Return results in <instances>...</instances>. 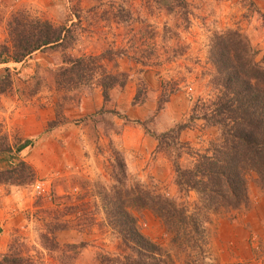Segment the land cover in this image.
<instances>
[{
  "label": "rangeland",
  "instance_id": "374dc122",
  "mask_svg": "<svg viewBox=\"0 0 264 264\" xmlns=\"http://www.w3.org/2000/svg\"><path fill=\"white\" fill-rule=\"evenodd\" d=\"M14 13L67 31L59 44L0 63V171L30 155L18 153L24 141H46L41 172L24 161L30 170L19 179L0 175V259L121 258L130 250L108 223L105 194L138 184L199 220L193 239L174 240L152 210H131L170 264H264V190L255 171L245 174L239 207L198 209V192L179 189L172 162L192 168L221 143L220 127L203 119L224 89L212 62L215 36L236 30L264 66V0H0V45L10 44ZM79 57L85 62L70 71ZM36 182L47 191L35 192Z\"/></svg>",
  "mask_w": 264,
  "mask_h": 264
},
{
  "label": "trees",
  "instance_id": "16d2710c",
  "mask_svg": "<svg viewBox=\"0 0 264 264\" xmlns=\"http://www.w3.org/2000/svg\"><path fill=\"white\" fill-rule=\"evenodd\" d=\"M160 1L167 3L168 0ZM66 31L64 26H54L48 20L30 19L24 14L14 13L8 21L10 44L0 45V63L21 61L37 49L59 44L64 40ZM215 40L212 51L217 60L212 62L222 76L219 82L224 89L214 100L210 111L203 114V119L220 127L222 141L213 154L199 155L192 168H181L176 158L172 162L179 189H195L198 192V209H233L247 201L245 174L248 170L255 171L264 190V66L256 62V50L236 30L219 33ZM70 62L69 70L72 71L85 60L79 57ZM106 77L115 78L114 74ZM110 84H102L104 95ZM184 125L177 126V130ZM27 144L28 141H24L17 150ZM27 169L30 170V166L19 161L16 166L0 171V175L10 173L11 177L19 179L23 170ZM30 178L33 176L30 175ZM116 180L120 182L121 178ZM105 196L111 199L108 223L130 250L121 258H104L106 264L171 263L169 254H164L160 245L139 230L132 209L152 210L174 240L193 239L198 232V218L188 214L175 199L145 186L117 187L112 197L110 194ZM0 264L34 263L29 256L10 252L2 256Z\"/></svg>",
  "mask_w": 264,
  "mask_h": 264
},
{
  "label": "crops",
  "instance_id": "0c3cea01",
  "mask_svg": "<svg viewBox=\"0 0 264 264\" xmlns=\"http://www.w3.org/2000/svg\"><path fill=\"white\" fill-rule=\"evenodd\" d=\"M46 136H43V137H40V138H45ZM49 138V137H48ZM48 140V139H46ZM44 140L42 139H39L38 141H36L35 145L31 146V142L28 141V144L23 148L21 149L20 151H18V153H23L24 151H28V150H31L30 151V155H26L24 157H21V159H23L24 161H27L29 162L31 165L33 164L34 165V168L36 169L37 172H41L40 171V168L42 167V165L40 164L41 163V159H39L38 157H42L43 158V154L44 152L43 151V147L46 143L43 144ZM129 145V144H128ZM49 155V149H48V154Z\"/></svg>",
  "mask_w": 264,
  "mask_h": 264
},
{
  "label": "built area",
  "instance_id": "2783aa9c",
  "mask_svg": "<svg viewBox=\"0 0 264 264\" xmlns=\"http://www.w3.org/2000/svg\"><path fill=\"white\" fill-rule=\"evenodd\" d=\"M34 191L41 194L47 191V188L43 182H36L34 186Z\"/></svg>",
  "mask_w": 264,
  "mask_h": 264
}]
</instances>
